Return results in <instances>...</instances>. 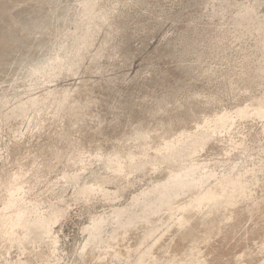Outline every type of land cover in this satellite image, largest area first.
Segmentation results:
<instances>
[{
	"label": "rangeland",
	"instance_id": "374dc122",
	"mask_svg": "<svg viewBox=\"0 0 264 264\" xmlns=\"http://www.w3.org/2000/svg\"><path fill=\"white\" fill-rule=\"evenodd\" d=\"M257 110L264 0H0V264L180 256L173 233L158 242L171 209L140 210L148 190L182 177L168 163L180 154L199 192L243 184L212 252L264 264ZM16 216L49 219L48 231L36 238Z\"/></svg>",
	"mask_w": 264,
	"mask_h": 264
},
{
	"label": "bare ground",
	"instance_id": "6f19581e",
	"mask_svg": "<svg viewBox=\"0 0 264 264\" xmlns=\"http://www.w3.org/2000/svg\"><path fill=\"white\" fill-rule=\"evenodd\" d=\"M257 111H258L259 115L264 116L263 111H261V110H257ZM242 113L244 115V112H242ZM224 121L225 120H222L221 124H223ZM181 157H182L181 154L179 156L175 155L173 157H170L168 163L171 166L178 165L175 171L178 170L179 171L178 174L181 173L182 177L179 179H175L173 181L163 182V183L153 187L152 189H150V191L148 190L147 191L148 193L146 194L148 197H146L147 199H144V200L145 201L148 200L151 202H146L140 210L143 213V212L148 211V209L149 210L154 209V211L156 213H158L162 208H170L171 209L170 210V217L172 219L175 218L174 229L173 230L169 229L166 232V234H164L161 238H159L158 242L161 243L160 241L163 238H165L166 235H171L173 233L172 234L173 237L176 238V239H173L174 243L172 242L174 244V246H176L178 248H180L182 246V244H186L187 246H185L186 248L181 251L182 254L180 256H176V257L172 258L171 260L167 259V262H165L166 264H172V263L173 264H228L229 262H227L225 260V258L223 259L218 254L212 252V250L215 251V248L212 247L213 244L211 242H212V239L214 238V235H221V233H222L221 230L231 220L230 213L233 211L235 206H237V204L235 202V197L237 195L238 196L241 195L242 189H243V184L240 180H233L230 182L223 183L221 186L220 192H217V191L212 190V189H210L204 193L199 192V189L202 188L201 187L202 182H193L191 180L193 169L185 168L184 166H182L181 163L178 162L179 158L181 159ZM181 161H182V159H181ZM194 190H198L197 191L198 193H195L194 195H192V197L188 201H185V203L177 205L176 200L180 196H182L183 194H185L189 191H194ZM174 204H176L175 207H174ZM204 209H208V211L205 213ZM210 215H214V217L212 219H209ZM48 220L47 219L45 220L43 218H39L38 220L33 221V222H26L20 216H16L15 219L13 220V226L18 227V228L20 227V228L28 229V231H30L31 234L33 233L37 238L38 236H40L42 234L45 235V232L48 231V230H46L48 228V225H49ZM151 221H153V220L142 221L141 224L145 223L148 225L149 223H151ZM50 223H52V222H50ZM141 224L139 223L136 225L141 226ZM152 224H154V221ZM134 226L132 225V228ZM160 226H162V225H160ZM150 227L151 226L149 225V228ZM137 228H139V227L136 226L135 229L137 230ZM139 229H141V228H139ZM130 230H131V226H130ZM141 230H143V228ZM143 231H141V232H143ZM125 233L127 234L129 232H125ZM144 233H145V231H144ZM126 234H125V236H126ZM0 235H1V233H0ZM29 236H27V237L29 238ZM119 236H121V235L119 234ZM133 237H136V236H133ZM217 237L215 236V238H217ZM176 240H178L179 243L177 242V244H175ZM164 241H166V240H164ZM158 242L155 244L154 248L150 249L147 256H150L152 254V252L156 248ZM168 244H165V245L168 246ZM201 245L202 246L205 245L206 250L204 253H207L206 252L207 249H208V251H210L209 249L211 248V252L213 254L211 252H210V254L213 255L212 258H211L212 255H210V254H207V255H209L210 259H205L204 254L200 255L201 254V248H200ZM178 248L176 250H178ZM155 250L157 251V249H155ZM250 250H247L246 252L244 251L245 255L241 256V257H243V259H245V261H247L248 259H250V261H254L255 258L257 259V256L254 254V252H251ZM262 250H264V248L261 249L260 251H262ZM125 251H127V249ZM162 251H163V249H162ZM167 251L169 252V250H167ZM254 251H256V249H254ZM160 252L161 251H158L159 254L162 253V252L161 253ZM175 252H177V251H175ZM175 252H174V254H175ZM156 254H157V252H156ZM158 255H157V257H158ZM241 255H242V253H241ZM260 255H261V252H260ZM119 256H120V254H119ZM164 256H166V255H164ZM260 257L261 256H259V258ZM154 258H155V256H154ZM239 258L240 257L236 256L235 259L239 260ZM149 259H147V260H149ZM151 259H153V257ZM230 259L232 260V257ZM233 259H234V257H233ZM227 260H229V258ZM238 260H235V261H238ZM241 261H242V259L240 260V263H241ZM147 262H146V259L143 258L141 260L140 264H147ZM158 262L159 261H157V263ZM247 262L249 263V261H247ZM247 262H246V264H247ZM148 264H155V263L151 262ZM243 264H245V263H243Z\"/></svg>",
	"mask_w": 264,
	"mask_h": 264
}]
</instances>
